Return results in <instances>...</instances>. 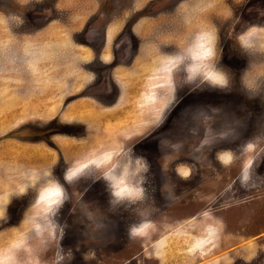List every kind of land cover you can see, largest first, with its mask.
Masks as SVG:
<instances>
[{"label":"rangeland","instance_id":"1","mask_svg":"<svg viewBox=\"0 0 264 264\" xmlns=\"http://www.w3.org/2000/svg\"><path fill=\"white\" fill-rule=\"evenodd\" d=\"M178 1L0 0V264H264V0Z\"/></svg>","mask_w":264,"mask_h":264},{"label":"flooded vegetation","instance_id":"2","mask_svg":"<svg viewBox=\"0 0 264 264\" xmlns=\"http://www.w3.org/2000/svg\"><path fill=\"white\" fill-rule=\"evenodd\" d=\"M192 1H194V0H179L178 1V3H176V4H169L168 3V6H169V10H175V9H177V8H180L181 6H183V5H185V4H187V3H190V2H192ZM252 1V0H251ZM248 2V1H247ZM257 4H260V2L259 1H257V0H253L252 2H250L249 3V5L247 6L248 8V10L249 9H251V6L253 7V6H256ZM254 8H256V9H258V11L260 12L259 13V15H263V11H264V9H262V8H258V7H254ZM248 13H249V11H248ZM251 14V13H250ZM244 21L246 22V24L248 25L247 27H264V19H259V18H257V17H248V18H244ZM253 24V25H252ZM117 37H118V35H117ZM117 37H116V40L115 41H113V43H111L110 45H107L106 44V41L103 43V49H102V51H100L99 52V58H101L102 60L104 59L105 60V58L107 57L106 55V53H104V51L106 50V48H108V50H109V52H108V55H111V57H113V59H114V61L116 62V63H119V62H121V45H122V41H121V39H118L117 40ZM138 46H139V44H137V48H134L133 50H132V53H133V55H134V57H135V59L136 58H138V55H139V48H138ZM176 51V50H175ZM173 54H174V52H173ZM114 68H115V66H114ZM186 72H188V71H184V74H187ZM119 89V88H118ZM116 90H117V88H116ZM115 92H119L118 90L117 91H115ZM91 93V92H90ZM89 93V94H90ZM106 93H109V94H107V95H110V92H109V90H108V87L106 88ZM107 95H105V96H107ZM117 95V94H116ZM119 95V94H118ZM113 104H111V106H112ZM148 131L146 130L145 131V133H147ZM148 134V133H147ZM151 134V133H150ZM147 169V168H146ZM145 185H147V183L145 184ZM146 189V188H145ZM65 205V200L62 202V204L61 205H59V207L57 208V211H59V210H61L62 208H63V206ZM56 211V212H57ZM132 212V211H131ZM130 233H131V230H130ZM133 234V233H132Z\"/></svg>","mask_w":264,"mask_h":264},{"label":"clouds","instance_id":"3","mask_svg":"<svg viewBox=\"0 0 264 264\" xmlns=\"http://www.w3.org/2000/svg\"><path fill=\"white\" fill-rule=\"evenodd\" d=\"M243 39V37H241ZM203 47V45H201ZM198 55L196 53H193L192 55V63L189 65V71L191 72H197L200 69L195 66V61L198 59ZM210 75V73H209ZM133 194V189L124 186V181L120 180L119 183L115 186V190L113 191L112 195L118 198H122L125 196H131ZM52 195H56V193H52ZM134 231V229H133Z\"/></svg>","mask_w":264,"mask_h":264},{"label":"snow or ice","instance_id":"4","mask_svg":"<svg viewBox=\"0 0 264 264\" xmlns=\"http://www.w3.org/2000/svg\"><path fill=\"white\" fill-rule=\"evenodd\" d=\"M213 79H217L216 77H213Z\"/></svg>","mask_w":264,"mask_h":264}]
</instances>
